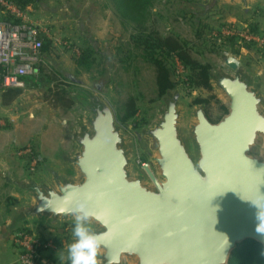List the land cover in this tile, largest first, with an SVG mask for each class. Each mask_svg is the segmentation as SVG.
Here are the masks:
<instances>
[{
  "label": "water",
  "instance_id": "water-1",
  "mask_svg": "<svg viewBox=\"0 0 264 264\" xmlns=\"http://www.w3.org/2000/svg\"><path fill=\"white\" fill-rule=\"evenodd\" d=\"M259 1L205 0L198 17L225 6L248 16ZM219 59L206 72L224 111L217 121L205 103L185 106L174 85L151 103L152 119L131 133L99 87L69 76L64 89L78 112L69 148L58 153V166L37 157L42 176L3 178L23 196L11 210V228H72L69 209L83 200L104 241L100 264H228L245 241L264 251V91L238 58ZM136 147L147 160L140 167Z\"/></svg>",
  "mask_w": 264,
  "mask_h": 264
},
{
  "label": "rangeland",
  "instance_id": "rangeland-1",
  "mask_svg": "<svg viewBox=\"0 0 264 264\" xmlns=\"http://www.w3.org/2000/svg\"><path fill=\"white\" fill-rule=\"evenodd\" d=\"M38 1V5L29 9L31 14L29 20L33 19L36 22H29L28 19L26 22L38 26L42 37L50 40L51 50L43 57L44 65L38 77L41 84L38 87H28L20 91L24 92L26 96L33 97L34 100H39L36 103V109L28 110H35L32 111L35 112L33 114L41 115L36 117L40 120L37 126V132L41 134L40 140L45 143L46 135H42L46 134L48 124L52 120L51 124H54L53 127L58 131L57 136H59V132L63 131L62 137L66 140V148L62 151L69 148L70 137L67 133L73 127L78 112L73 104L68 107V109L72 108V113L69 114L67 111L61 110V104L48 102L51 92L63 94V88L71 84L69 76L81 81L83 86L88 89L99 87V95L111 105L117 119L124 116V104L129 98H132L135 100L137 108V114L133 120L138 122L144 120L143 124L148 123L154 114L151 103L159 98L155 69L142 58L138 50L131 49L129 40L133 35L132 28L119 25L108 0ZM204 1L154 0L148 10L146 25L161 36L178 38L189 50L190 56L201 65H220L219 56L223 53L235 56L260 79L264 91V44L259 43L264 38V0H260L253 6L248 16H244L238 8L225 6L216 13L200 18L198 17V5L203 4ZM251 26H254L253 31ZM226 28L241 35L248 31L250 34H254L258 41H252L248 45L241 35L238 36V40L211 36V33H217ZM85 46H91L96 51L92 57L94 61L88 70L74 66L73 61L76 57L72 50ZM57 71L61 73V76L56 73ZM176 75L175 73L174 78L178 80ZM183 75L185 76V73ZM179 91L181 100L187 107L191 106L195 99H207V116L213 122L224 114L216 100L211 99L210 92L200 89L189 96L185 95L182 90L179 89ZM63 96H67L69 99L67 92ZM49 108L51 114L45 113V110L48 112ZM0 120L2 121L1 127H4V118L0 116ZM63 121H66L67 126ZM23 122L24 119L21 124ZM29 124L32 125V123ZM132 124L131 120L122 123L129 133L132 132ZM54 136L55 134L49 133L48 138ZM26 148H30L32 155L36 151L39 156V152L35 149L32 150L31 145L16 150L14 154L16 153L15 155L18 156L17 153L26 150ZM142 156H144L142 151L136 147L134 161L141 159ZM25 167L28 173V163ZM32 176H42V172L38 168V174ZM6 191L7 188L0 182V222L4 217H6V221L10 218L5 205L8 196ZM16 197L18 202L23 199L21 194ZM24 228L43 238L53 239L55 236L66 233L69 227L54 230L44 223L27 222ZM63 243L65 245L66 241L63 240ZM43 255L48 264H62L60 262L62 253L58 252L56 248L47 250Z\"/></svg>",
  "mask_w": 264,
  "mask_h": 264
},
{
  "label": "trees",
  "instance_id": "trees-1",
  "mask_svg": "<svg viewBox=\"0 0 264 264\" xmlns=\"http://www.w3.org/2000/svg\"><path fill=\"white\" fill-rule=\"evenodd\" d=\"M21 12L26 11L27 7L38 5V0H12ZM154 0H108V3L113 11L114 16L122 27L132 28L133 35L130 37L129 46L131 49H136L141 53L142 58L151 64L155 69L156 74V87L158 94L161 95L165 90L177 85L175 80V73L177 63L185 70V79L188 87L202 89L210 92L207 84V69L209 65H201L195 61L189 53V50L174 36H161L153 28L147 27L148 10L151 7ZM1 9V8H0ZM12 21L13 24H19L20 20L14 19L7 15L4 19H0V22ZM252 27V26H251ZM254 27V26H253ZM252 27V31L253 28ZM41 41V56L42 58L51 50V42L45 38H39ZM79 50V56L74 58V64L76 67L90 69V65L93 63L92 58L96 51L91 46H85ZM129 50V49H128ZM127 50V51H128ZM130 54V53H129ZM42 69V68H41ZM40 69V74L42 70ZM61 76L59 71L56 72ZM187 73V74H186ZM32 76L26 78V82L29 87H38L41 82L38 78L40 76ZM63 77V76H62ZM50 91V90H49ZM63 94L66 91L63 88ZM22 91L18 89H7L4 92H0L2 103L9 105L15 100ZM61 93H52L48 98L50 103L61 104L62 107H70L72 103L67 96H63ZM211 99H214L211 96ZM207 99H195L193 103H205ZM125 106V114L118 121L122 124L126 121H132V125L141 126L145 122L133 120L136 116L137 108L135 106V100L129 98ZM33 158L37 159V154L33 152ZM141 160H146L145 156L141 157ZM14 201H10L9 205L12 207ZM65 229V228H64ZM72 228H68L71 233ZM55 248L58 252H62L64 244L60 236L54 238ZM62 264H68L67 259H60ZM228 264H264V251L260 245L252 242L245 241L232 253Z\"/></svg>",
  "mask_w": 264,
  "mask_h": 264
},
{
  "label": "built area",
  "instance_id": "built-area-1",
  "mask_svg": "<svg viewBox=\"0 0 264 264\" xmlns=\"http://www.w3.org/2000/svg\"><path fill=\"white\" fill-rule=\"evenodd\" d=\"M0 8L14 19L20 20L19 24H13L12 21L0 22V92L7 89L25 90L28 88L26 78L38 76L40 69L44 65L41 56V30L38 26L26 22L24 14L18 9L12 0H0ZM238 34L232 32L229 28L220 30L217 33H211L214 38L223 37L227 39L238 40V36L246 44L252 41H258L254 34L243 32ZM264 44V38L260 40ZM75 57L79 56V50L73 49ZM183 68L177 63L176 80L177 86L185 95H192L200 89L190 88L186 83L183 75ZM0 125L2 121L0 120ZM18 157H24L28 163V173L30 175L38 174V165L33 158L30 148L17 153ZM146 162L137 159V167L144 165ZM71 233L67 232L60 235L61 240H67ZM12 244L17 252L19 264H48L43 255L47 250H54V238H43L35 232L26 228L20 229L12 236Z\"/></svg>",
  "mask_w": 264,
  "mask_h": 264
},
{
  "label": "crops",
  "instance_id": "crops-1",
  "mask_svg": "<svg viewBox=\"0 0 264 264\" xmlns=\"http://www.w3.org/2000/svg\"><path fill=\"white\" fill-rule=\"evenodd\" d=\"M30 8L31 7H27L26 11L22 12L24 14L25 20L26 19L29 20V15H31L29 11ZM7 15L8 14L5 11L0 9V19H4ZM29 22H36V21L31 19L29 20ZM32 98L31 96H26V94L22 92L9 105H4L2 103V98L0 96V116L4 118L5 121L4 127H1L2 125H0V182L3 183V186L5 188H7L6 193L8 192V196L6 198L5 205L8 208V213L10 215V218H8L7 221H6V217H4L3 220L0 222V264H19L17 260V252L12 244V236L20 229L24 228L25 225L23 224L22 227L18 229H13L10 226L11 210L13 206L10 207L9 202L10 201L11 202L14 201L15 203L18 202L16 196L19 195L20 193L14 188L8 186L3 180L4 177H11V176L23 177L25 175H28L25 169L26 168L25 165H27V159L24 157L16 156L15 155L16 153L14 154V152L27 145H31L32 150L35 149L39 152V156L37 157H41L46 163L52 166H58L59 163L57 164L58 161L57 155L60 151L66 148V140H64L62 137L63 131L59 132V136H57L58 131L57 129H55V127H53L54 124H51L53 122L52 120L50 124H48L47 127L48 129L46 131V134L42 135V136L46 135L45 143L42 140H40L41 134L37 132V128H38L37 126L39 125L38 121L40 120H38L36 117L41 115L39 114V112H38L39 115L33 114L35 112L32 111L35 110H28L33 108L36 109L37 108L36 103H38L39 100H34ZM60 108L63 112L67 111L69 114L72 113V108L71 109L70 108L68 109V107L67 108L60 107ZM50 111L51 110L49 108L48 112H46L45 110V113L51 114ZM22 119H24L23 124H21ZM63 122L67 126L66 121ZM29 123H32V125H30ZM49 133H53L55 134V136L48 138ZM34 152L36 153V151Z\"/></svg>",
  "mask_w": 264,
  "mask_h": 264
},
{
  "label": "clouds",
  "instance_id": "clouds-1",
  "mask_svg": "<svg viewBox=\"0 0 264 264\" xmlns=\"http://www.w3.org/2000/svg\"><path fill=\"white\" fill-rule=\"evenodd\" d=\"M256 206L260 209L258 205ZM69 211L73 215V222L72 239L66 249L68 264H100V250L104 246V241L102 234L95 232L89 224L93 214L87 202L78 201ZM258 218L260 220L259 214Z\"/></svg>",
  "mask_w": 264,
  "mask_h": 264
}]
</instances>
